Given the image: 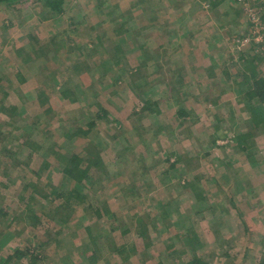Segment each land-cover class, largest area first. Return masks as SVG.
Wrapping results in <instances>:
<instances>
[{
  "label": "rangeland",
  "instance_id": "374dc122",
  "mask_svg": "<svg viewBox=\"0 0 264 264\" xmlns=\"http://www.w3.org/2000/svg\"><path fill=\"white\" fill-rule=\"evenodd\" d=\"M213 1H220L214 11L201 0H64L61 15L38 0L0 5V210L8 215L0 213L1 257L38 251L37 264H186L193 256L260 263L264 129L246 152L233 139L250 131L252 117L240 58L257 55L264 76V43L252 50L264 31H247L264 3ZM141 97L159 102L161 113L146 112ZM179 108L189 116L177 126ZM160 124L170 129L160 133ZM92 147L103 171L91 169L77 186L55 153L84 158ZM74 188L83 203L62 200ZM28 205L35 226L24 216ZM101 209L108 213L97 217ZM143 224L149 247L139 237ZM111 245H134L137 254L125 262Z\"/></svg>",
  "mask_w": 264,
  "mask_h": 264
},
{
  "label": "trees",
  "instance_id": "16d2710c",
  "mask_svg": "<svg viewBox=\"0 0 264 264\" xmlns=\"http://www.w3.org/2000/svg\"><path fill=\"white\" fill-rule=\"evenodd\" d=\"M23 0H0V5L3 6H12L15 3H19ZM40 2H42L46 7H48L52 12L55 13V15H61L63 12V2L64 0H38ZM201 1H208L209 5L211 7V11H214L217 6L219 5V2L213 1V0H201ZM233 2L236 3L235 0H233ZM256 5L257 8H261L262 4L264 3V0H257L256 1ZM261 20V23L264 22V14H262V17L259 18ZM258 19L257 23H251V20L248 18L247 19V23L248 25H250V27L248 28V32H252L253 29L255 28H259L260 25V20ZM246 23V24H247ZM247 25V26H248ZM264 31V29H263ZM264 42L257 44L254 43V46L252 48L253 51H255L256 48H260L262 47ZM260 49H257L256 51H258ZM253 53V52H252ZM257 54V53H254ZM261 56V55H260ZM258 56L254 55V57L248 58V57H241L239 62L242 64V66L239 65V69L240 72L243 71L240 75H241V79L242 81L245 83V85L247 86V91L244 93L243 97L245 98L243 101L245 102L244 106L245 109L250 111V114L252 115L251 120H250V131L246 132L245 134L239 133L237 132L235 135V138L233 139V141L236 143V147L239 148L240 151L242 152H246L245 146L247 145L246 143H249L252 140V137H254L257 133H258V129L260 126L263 127L264 129V76L260 77L259 74L260 72L257 71L256 68V61H257ZM79 69L78 66H76L74 68V70L77 72ZM145 80V79H144ZM174 82L176 83V88L180 87V85H183V80L181 76H177V78L174 80ZM237 83V82H236ZM179 89V88H178ZM62 96H64L65 98L68 97V92L65 93H61ZM182 97V95H180ZM179 96V97H180ZM141 100H144L143 97H141ZM146 106L148 107L147 110H145L146 112H148L150 115H152L153 113H161L160 110L158 109L159 106V102H151L150 100H144ZM177 104V101H176ZM139 115V114H138ZM106 113L101 111V114H99L97 117L101 118V117H105ZM140 116V115H139ZM189 116V113H187L184 109H178V112L175 114V116L173 117V119L175 120V122L177 123V126H180L184 123V119ZM141 117V116H140ZM191 118L188 119V121ZM234 118H231V121H233ZM116 124V122H115ZM117 125V124H116ZM260 125V126H259ZM88 126L90 128H92L94 126V124L92 122L88 123ZM159 131L160 133H164L165 129H170L169 127L166 128L164 127L162 124H160L159 126ZM171 131V130H169ZM79 132H83L82 130H78ZM87 132V131H86ZM86 132H83L82 134H86ZM157 133V132H156ZM216 140H213L212 143L215 144ZM33 149L36 150L35 147H33ZM91 151H87L88 153L86 154V156H77V155H72L70 158H66L67 156H63L62 154H57L55 153V159L57 161V164H59V171H61L62 174H64V176L66 178H68L69 180H71L74 184H76L77 186L81 185L83 187L84 182L90 178L91 179V175H90V171L91 169L94 170H100V172L103 171V166H102V160L100 159V155L99 152H97L93 147L90 149ZM181 156L175 157L174 161L177 162L179 160H181ZM175 162L172 163L170 165L171 168L175 167ZM143 168V167H142ZM144 169V168H143ZM86 179V180H85ZM186 185H188L186 183ZM185 186V184H184ZM191 186V190L194 192L195 197L197 195H199V192L197 190L194 189L195 185L189 184L187 187ZM32 190L34 193H36L37 195L40 196V193L38 192V190L36 188H34L33 185H31ZM85 187V185H84ZM34 188V189H33ZM52 190V197L54 199V197L59 198L60 196L57 194L58 193V189H54V187L51 188ZM77 189L72 191H69L68 194L62 198V200H66L67 202L69 201V198L74 197L75 199H77L78 201H80L79 203H83V199L85 198L82 194H79ZM200 197V196H199ZM44 198V196H43ZM30 200H33V198L31 197ZM52 202V201H51ZM161 209H165L167 210V207L164 208V206L161 204H159ZM163 211V213H169L167 211ZM26 212L25 215L27 216V219L29 221H31L32 225L35 226V224L39 223V218L37 216H35L33 214V210L32 208L28 205L25 207ZM51 211V210H50ZM0 213L2 215L8 216L6 214V212H2V210H0ZM103 213H108V211L106 209H101V210H95V214L97 217H100L101 215H103ZM163 216L161 217L162 220L165 221L166 214H162ZM17 218L14 217L12 220H16ZM50 221H54L53 223H55L58 226H61L63 224L68 223V220L65 219H55V218H51L50 217ZM135 221H137L139 223V221H143V219H140L139 215L137 214L135 217ZM137 223V224H138ZM86 230L88 232H91L89 227H86ZM128 230H125V232H127ZM147 231L144 224L142 226H139V237H141L144 241L145 247H149V235L147 234ZM95 236V235H94ZM92 244L95 246L96 245V240L92 239ZM3 247V243L0 241V250ZM111 249L114 250L116 253H118L119 255L122 256L123 261L127 262L130 258V256L132 254H137L136 250L137 247H135L134 245L131 246L130 249H126L125 247L121 246V247H117V246H112L111 245ZM195 247L193 246L192 249H194ZM98 251H95L93 253V255L89 256L91 259L92 258H97ZM144 254V253H143ZM29 257V263L28 264H37V262L39 260L42 259V254H40L38 251H36V253H29L28 251L25 252H17V255H9L7 257H1L0 256V264H19L20 260ZM186 264H207L203 259L197 257V256H193L191 260H189ZM259 264H264V253L262 255V258L260 260Z\"/></svg>",
  "mask_w": 264,
  "mask_h": 264
},
{
  "label": "built area",
  "instance_id": "2783aa9c",
  "mask_svg": "<svg viewBox=\"0 0 264 264\" xmlns=\"http://www.w3.org/2000/svg\"><path fill=\"white\" fill-rule=\"evenodd\" d=\"M243 0H240V2H242ZM253 1H257V0H253ZM253 16H255L256 17V19H252V18H250V20H251V23L253 24H255V23H257L258 22V17H257V14L255 13V15L253 14ZM256 29H259V34L261 33V31L263 30V28L261 27V26H259V28H255V29H253V30H256Z\"/></svg>",
  "mask_w": 264,
  "mask_h": 264
}]
</instances>
